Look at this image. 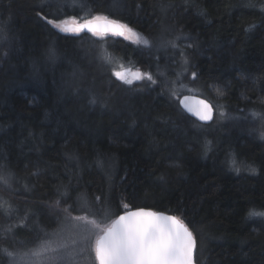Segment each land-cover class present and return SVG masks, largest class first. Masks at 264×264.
<instances>
[{"label": "trees", "instance_id": "trees-1", "mask_svg": "<svg viewBox=\"0 0 264 264\" xmlns=\"http://www.w3.org/2000/svg\"><path fill=\"white\" fill-rule=\"evenodd\" d=\"M96 15L149 44L48 23ZM129 60L155 83L113 75ZM262 101L264 0H0V264L64 216L135 207L183 220L196 264H264V137L236 128Z\"/></svg>", "mask_w": 264, "mask_h": 264}, {"label": "snow or ice", "instance_id": "snow-or-ice-1", "mask_svg": "<svg viewBox=\"0 0 264 264\" xmlns=\"http://www.w3.org/2000/svg\"><path fill=\"white\" fill-rule=\"evenodd\" d=\"M48 23L62 32L80 33L87 30L93 35L101 37L109 33L119 36L128 34L136 37L138 43L149 44L147 39L141 37L127 24L109 19L108 16L96 15L85 19L82 23L75 17L59 22L48 20ZM172 46L176 47L175 44ZM185 63H187L186 60ZM125 71H113V75L127 84H131L133 79H143L145 75L148 80L155 83L150 74L136 72L132 73L129 78ZM192 75L195 77L196 74ZM217 91L219 93V90ZM189 99L185 96L181 101L189 112L198 116L201 121L212 119L210 104L199 100L195 102V105H192L189 103ZM91 102L95 103L96 101L93 99ZM253 116H259V114L253 113ZM261 135L264 137V133ZM233 165H235L234 160ZM252 171L255 170L252 169ZM0 181L7 183L3 176H0ZM124 207L128 206L124 205ZM249 216L264 217V213L250 212ZM72 219L88 221L87 216H76ZM90 223L102 233L97 235L93 245L96 264H194L193 253L196 248V239L189 226L177 216H167L140 207L135 211H127L125 214L119 215L104 228L95 220ZM43 250L48 251L49 249L45 247ZM52 250L55 251V249ZM7 254L10 257L13 256L12 253ZM32 254L39 255L40 253L34 251Z\"/></svg>", "mask_w": 264, "mask_h": 264}, {"label": "rangeland", "instance_id": "rangeland-1", "mask_svg": "<svg viewBox=\"0 0 264 264\" xmlns=\"http://www.w3.org/2000/svg\"><path fill=\"white\" fill-rule=\"evenodd\" d=\"M78 21L81 23L83 22L80 20ZM134 31L137 34H139L136 30ZM120 37L130 42H137L136 37H132L128 34ZM133 65H134L133 62L130 60L126 63L121 62L116 65L115 71L128 70L125 71V74L129 78H131L129 76V73L134 70ZM181 73L182 71H180V73L176 75V79L179 78ZM253 113H258L259 116H253V114L250 115V118L253 119V123H251V126H248L250 118H249V113H247V115L245 116L247 120V125L239 124L236 128L238 129L245 128L244 132L246 131L247 133L255 134L260 138H262L261 135L262 132L259 129V127H264V113L261 112H253ZM100 209L103 208L101 207ZM108 212L109 210L105 209L104 211L100 212L103 213L100 215L97 212H95L94 214L85 213V214L73 215L72 217L64 216L59 221L61 222L59 228H56L55 230L51 231L49 235L50 238L48 239L43 237L39 238L36 241L35 245L30 249H27L22 253L13 254V256H11L9 259L10 263L11 264H91L93 263V261H95V253L93 251V245L95 243V239L97 235H100L101 232L99 229L94 228L93 225L90 223V221L95 220L97 223L101 225L102 228L107 227L113 220L111 216L107 214ZM113 213L114 212H109L110 215ZM62 215L63 214H60V217ZM76 216H87L88 221L86 222L82 220L72 219L73 217ZM74 241L75 243H73ZM45 247H47L49 250L44 251L43 249ZM52 249H55V251H53ZM81 249H83V251H81ZM34 251L39 252L40 254L33 255L32 253ZM21 257H23V259H21Z\"/></svg>", "mask_w": 264, "mask_h": 264}, {"label": "water", "instance_id": "water-1", "mask_svg": "<svg viewBox=\"0 0 264 264\" xmlns=\"http://www.w3.org/2000/svg\"><path fill=\"white\" fill-rule=\"evenodd\" d=\"M85 31H87V30H85ZM136 72H140V73H141V71H140L139 69H135V70H133V71H131V72L129 73V76L131 77L132 73H136ZM185 96H187V97L190 98V99H189V103L192 104V105H195V102H196V101H199V100L206 101L208 104H210V105L212 106V119L209 120V121H201V120L198 118V116H196V115L193 114L192 112H189V111L184 107V105L181 103V101L184 99ZM178 104H179L180 108H181V109H182L187 115H189L190 117L194 118L195 120H197L198 122H200V123H202V124H209V123H211V122L213 121L214 117H215V109H214L213 104H212L207 98L202 97V96H200V95H198V94H183V95H181V96L179 97V99H178ZM137 208H140V207L131 208V209H128L127 211H135ZM143 208H146V209H148V210H152V211H155V212H160V213H163L164 215H167V216H175V215H173V214H171V213H167V212H164V211H157V210H154V209H151V208H147V207H143ZM127 211L121 212L120 214H118V216H119V215H123V214H125ZM118 216H116L113 220L117 219ZM113 220H112V221H113ZM112 221H111V222H112ZM110 224H111V223H110ZM110 224H109V225H110ZM101 234H102V233H101ZM193 261H194V264H196L194 253H193Z\"/></svg>", "mask_w": 264, "mask_h": 264}]
</instances>
